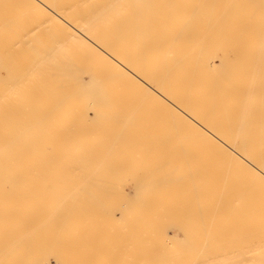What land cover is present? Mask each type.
Returning <instances> with one entry per match:
<instances>
[{"label": "bare ground", "instance_id": "6f19581e", "mask_svg": "<svg viewBox=\"0 0 264 264\" xmlns=\"http://www.w3.org/2000/svg\"><path fill=\"white\" fill-rule=\"evenodd\" d=\"M173 139L209 194L141 170ZM0 264H264V0H0Z\"/></svg>", "mask_w": 264, "mask_h": 264}, {"label": "rangeland", "instance_id": "374dc122", "mask_svg": "<svg viewBox=\"0 0 264 264\" xmlns=\"http://www.w3.org/2000/svg\"><path fill=\"white\" fill-rule=\"evenodd\" d=\"M106 101L111 102L108 107H111L112 103L115 101L112 98L107 99ZM131 102H138L139 100L136 99H130ZM126 108V107H124ZM123 108V109H124ZM117 111V110H115ZM89 115V114H87ZM95 116H98V114H95ZM104 116V115H103ZM154 119V117H151ZM138 119L143 121H146L147 116L141 115ZM176 140V139H175ZM173 139L172 142L166 143V142H144L142 144L136 145L133 148L143 153L144 151L148 150L146 152V159L148 160L147 163L142 165L141 170H148L151 168L154 174L162 175L166 174L169 170L171 172V175L175 178L172 180V183L174 186H170L173 190L180 189L181 191H186L188 193L194 194L195 188L199 189L200 191H204L205 193L209 194L212 190V182H213V174L216 170V165L212 161L211 155L208 154V148L206 147H196L195 143L192 141H177L175 142ZM204 150L203 158L200 156L201 151ZM203 159V160H198ZM159 178H166V176H159ZM128 181L126 182L127 185L133 183V179L131 176L127 177ZM144 179V178H143ZM143 179L141 181H143ZM242 181V180H240ZM168 180L164 182V184H167ZM141 186H136V188L133 190L132 193L128 194L130 197H134L135 195L139 193H143V190L140 189ZM239 189V184H238ZM152 202V201H151ZM165 204L164 202H158ZM211 203V199L207 200L205 203L200 205H205V208L207 209L208 206ZM172 205L178 206L174 207ZM171 207L173 211L175 212L178 209H182V217H186V210H194V207H198V203L191 206L190 202L186 199L180 200L179 204H172ZM193 207V208H190ZM145 207V206H144ZM151 208V207H150ZM156 211L161 212L160 206H155ZM150 212V219H154L152 216L153 211ZM122 212V211H121ZM191 215L201 218V214H196L191 212ZM207 216V215H206ZM158 217V216H156ZM186 219V218H185ZM185 219H181L184 221ZM140 222V220H130L131 223L133 222ZM143 221V220H141ZM210 219L206 221V223H209ZM167 230L173 231L175 229H180L181 231H184L183 228H185V224H178L175 219L172 220L168 224ZM210 226V225H209ZM208 226V230H209ZM183 227V228H182ZM180 234H182L180 232ZM234 244L237 247L243 246V243L240 241H220L216 243H210L208 241H205L201 246L206 247V251L208 254L213 251L214 249H217V246L219 247L218 250L221 252H225L228 245ZM182 246L187 245V243H182ZM192 243L189 245L183 247H191ZM235 249V248H234ZM183 254H186L188 252L184 251ZM191 253V252H189Z\"/></svg>", "mask_w": 264, "mask_h": 264}]
</instances>
